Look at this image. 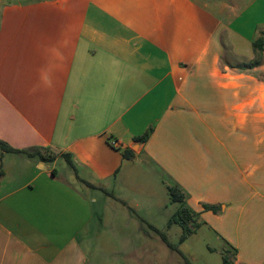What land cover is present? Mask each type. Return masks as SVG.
<instances>
[{"label": "crops", "instance_id": "obj_1", "mask_svg": "<svg viewBox=\"0 0 264 264\" xmlns=\"http://www.w3.org/2000/svg\"><path fill=\"white\" fill-rule=\"evenodd\" d=\"M263 31L264 0H6L0 139L58 155L0 150V264H83L96 204L146 164L231 264H264Z\"/></svg>", "mask_w": 264, "mask_h": 264}, {"label": "rangeland", "instance_id": "obj_2", "mask_svg": "<svg viewBox=\"0 0 264 264\" xmlns=\"http://www.w3.org/2000/svg\"><path fill=\"white\" fill-rule=\"evenodd\" d=\"M0 1L1 7L5 5L6 0ZM139 169L133 170L137 176L128 181L124 179V169L119 176L118 182L129 187L132 195L113 199L116 203L112 206H105L101 200L96 204V221L91 225L88 222V234L81 245L86 256L83 264H224L225 255L232 260L234 254L227 252L226 242L218 236L222 233L211 224L191 222L193 233L180 242L182 227L170 222L181 204L171 200L169 181L151 165ZM143 171L145 177L138 176ZM90 194L94 195L92 191ZM161 234L167 236L175 249L168 246Z\"/></svg>", "mask_w": 264, "mask_h": 264}, {"label": "trees", "instance_id": "obj_3", "mask_svg": "<svg viewBox=\"0 0 264 264\" xmlns=\"http://www.w3.org/2000/svg\"><path fill=\"white\" fill-rule=\"evenodd\" d=\"M254 48L256 52V58L262 59L264 57V31L262 32L261 36L254 42ZM258 64V61H253L250 66L253 67L254 65ZM152 130H149L146 132L143 136L138 137L137 141L145 142L148 140ZM0 148L3 151V153H14V154H25L29 157H38L42 162H53L57 158V153L50 152L51 150L43 147H33V148H27V149H17L10 146L8 143L0 139ZM67 164L75 171L77 174L76 165L72 159V156L69 153H64L61 155ZM123 156L125 158H130L132 156L131 152H124ZM4 172L2 170V158H0V178L3 176ZM53 174L56 175V169H53ZM78 175V174H77ZM87 183V182H85ZM90 186V183H87ZM170 197L173 202H178L181 204V207L179 211L175 214V216L172 219V222L170 223H177L182 227V236L180 238V242H184L189 235L193 233V230L190 228V223H196L197 225L200 223L195 222V217L198 215L195 213L185 202V195L179 190L177 187H170L169 188ZM109 193V192H107ZM206 210H211L214 213H221L223 207L221 205H205ZM163 240L168 244V246L171 249H175L173 244L170 243L167 236L165 234H161ZM189 264H191L189 262ZM224 264H231V262L228 261L227 255L224 257Z\"/></svg>", "mask_w": 264, "mask_h": 264}, {"label": "built area", "instance_id": "obj_4", "mask_svg": "<svg viewBox=\"0 0 264 264\" xmlns=\"http://www.w3.org/2000/svg\"><path fill=\"white\" fill-rule=\"evenodd\" d=\"M112 145H113V146H117L118 144H117V142L113 141V142H112Z\"/></svg>", "mask_w": 264, "mask_h": 264}]
</instances>
